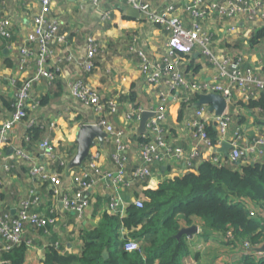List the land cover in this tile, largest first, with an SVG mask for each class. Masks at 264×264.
Segmentation results:
<instances>
[{
    "label": "crops",
    "instance_id": "crops-1",
    "mask_svg": "<svg viewBox=\"0 0 264 264\" xmlns=\"http://www.w3.org/2000/svg\"><path fill=\"white\" fill-rule=\"evenodd\" d=\"M188 2L189 0H150L151 8L156 12H165L174 6L177 9L176 14L190 26L192 17L184 11ZM39 7V0H4L0 8V19L11 17L14 20V37L7 41L0 36V131L3 124L11 120L14 114L15 88H19L24 80L31 79L37 72L35 62L23 73H15V66L20 55L19 50L25 45L32 31V20ZM53 8L61 15V33L67 35V44H53L52 57L48 61V69L61 76V89H55L56 86L52 88L51 82L45 79L33 84L32 97L37 99L39 109L13 128L9 134L10 146L5 148V155L0 164L4 211L15 218L20 203L34 191L42 202L40 212L50 220L44 230L30 225L26 228L24 242L27 245V253L24 264H44L52 248L61 256L80 257L86 234L103 227L106 216H116L108 211L115 195L124 202V217L131 203L134 204L138 199L145 201V198H137L134 193L136 189L142 188V185L128 190L111 181L102 182L91 193L89 207L80 219L64 209L62 199L72 196L77 190L82 171L91 156L99 154L102 171L110 173L114 169L112 155L116 151V145L106 133L103 140H94L95 146L88 158L80 166L76 165L77 136L81 127L99 126L102 120H107L116 128L125 130L126 169L131 172L141 163L139 147L148 130L146 129L144 135L138 136L141 119L130 122L127 116L132 112L156 111L163 103L161 88L149 85L140 69L141 59L135 51L143 50L151 61H160L165 53L164 45L169 38V33L163 26L150 24L142 17L134 23H119L118 26L112 17L111 20H103V12H114L118 8L116 0H102L98 5L90 1L54 0ZM209 16L201 23L211 36L214 50L218 53L228 51L242 55L246 57L245 66L253 65L256 70L264 69V40L255 47L249 44L254 30L263 25L264 20L257 27L239 20L236 22L237 28L230 30L233 22L215 12L210 11ZM89 35H93L100 44L95 59L96 68L92 73L85 72L79 64L86 53L85 46ZM71 55L74 60L70 61ZM182 71L190 82L204 84L212 83L217 75L215 68L198 51L191 56H185ZM12 78L17 82L16 87L11 84ZM76 80H83L97 92L102 110L98 111L94 106L86 107L81 100L73 97L70 83ZM196 98L197 96H194L190 100L191 104H194L192 107L182 100L167 97L164 101L165 121L162 123V130L167 140L175 146L187 151L197 147L201 154L207 149L201 146L190 126L195 110L202 107L197 106L200 98L195 101ZM41 102L43 104H40ZM110 104L115 106L116 113H112ZM225 112L231 116L230 134L240 130L244 146L264 131V112L259 109H249L237 101ZM32 122L44 130V136L30 143L27 135ZM149 122L150 120L146 123V128ZM103 131L105 132L104 129ZM45 139H49L54 153L62 156L65 161V166H60L59 162L51 163L60 173L61 196L53 195L49 183H37L29 172L33 164L47 162L40 150V144ZM16 146L22 147L23 152L32 158V164L18 159L15 150L9 153V150ZM258 162L264 164V157ZM151 171L152 177L146 183L161 184L182 178L189 172L198 173V165L193 171H188L184 168L182 159L174 158L167 163L154 165ZM256 206L260 208L256 218L264 222V209ZM180 226L182 229L192 226L199 228L198 234L192 239L185 237L191 256L197 259V264L244 263L243 254L229 246L219 233L206 227L201 220L196 219L191 225L182 222ZM118 229L121 237L119 242L124 244L125 240L132 239L125 227L121 225ZM105 252L109 258L107 250L103 251V257Z\"/></svg>",
    "mask_w": 264,
    "mask_h": 264
},
{
    "label": "built area",
    "instance_id": "built-area-1",
    "mask_svg": "<svg viewBox=\"0 0 264 264\" xmlns=\"http://www.w3.org/2000/svg\"><path fill=\"white\" fill-rule=\"evenodd\" d=\"M90 1L98 5L102 0H80ZM4 0H0V8ZM54 0H39V10L32 20V31L26 39L25 45L19 50L18 62L15 66V73H23L29 70L32 62H35L37 72L31 79L24 80L22 85L16 87L17 82L12 78L11 84L15 86V112L11 120L3 124L0 131V164L5 155V148L9 145V134L13 128L26 117L28 109L33 112L39 109L38 102H34L32 97L33 84L40 80L51 82L55 72L48 69V61L52 57L53 44H67V35L61 33L62 21L60 12L53 8ZM118 8H131L140 13L142 19L150 24L163 26L169 33L168 41L164 45V55L158 62H153L148 54L143 50H135L141 59V72L152 87L161 88L163 103L156 111L155 116L150 119L147 125L146 142L139 147L141 163L131 172H127L126 162V131L116 128L107 120H102L99 126L105 130L116 145V151L112 155L113 172L102 171L99 165V154L89 158L87 166L83 169L81 179L77 185V190L70 197H64L63 207L67 212L75 214L78 218L84 217L90 203V195L93 190L102 182L111 181L115 185H120L132 190L136 185H144L152 177L151 167L156 164H164L171 159H182L184 168L193 171L199 164L200 150L195 147L189 151L175 146L165 137L162 130V123L165 121L164 101L167 97H174L182 100L186 104H191L194 96H205L215 94L221 96L227 104L226 111L237 101L249 103L258 99L264 93V69L256 70L253 65L245 66L246 57L233 54L228 51L218 53L212 47V39L205 31L201 23L209 18V12H215L219 16L233 22L230 30L237 28L236 22L244 20L251 26H259L264 20V0H189L184 11L192 17L191 25L177 15L174 6L169 7L165 12H156L151 8L150 0H116ZM207 7V8H205ZM105 11L101 14L103 20H111L113 12ZM14 20L11 17L0 19V36L7 41L14 37ZM86 53L80 59V66L87 73H92L95 68V59L100 49V44L93 35H89L86 40ZM199 52L215 68L217 75L212 83L190 82L182 71L185 56H191ZM71 55L70 61L74 60ZM18 81V80H16ZM71 94L75 99L81 100L86 107L94 106L98 111L102 110L100 98L83 80H76L70 83ZM112 113H116V108L110 104ZM141 113H129L127 116L130 122L140 121ZM35 121V120H34ZM214 124V129L218 135L216 145L212 144L207 134L206 126ZM231 116L224 114L217 116L209 111L208 106H202L195 110L190 122L194 136L199 140L212 156L215 164H221L228 159L231 164L259 163L264 157V131L254 140L243 145L242 133L237 130L230 134ZM35 122L31 123V127ZM231 146L229 157L226 158L220 151L223 144ZM16 156L20 160L28 161L32 164V158L23 152L22 147H14ZM43 157L47 160L44 163H35L29 172L37 183H49L55 195L61 196L60 173L51 165L58 163L65 166L62 156L54 153L49 139H45L40 144ZM225 157V158H224ZM197 164V165H196ZM3 182L0 178V195ZM237 200V199H236ZM249 211V214L256 218L260 208L251 201L244 199L237 200ZM143 200H137L134 204L138 208H143ZM41 199L34 191L29 197L20 203L18 215L13 218L6 213L0 196V264L1 255L4 251H9L13 247L24 242L26 228L30 225L36 229H43L48 226L50 220L40 212ZM123 201L115 195L109 204V213L123 218L125 209ZM264 227V222L262 223ZM231 238V233L227 234ZM249 244L244 247L248 251ZM262 247V246H261ZM261 247H257L252 254L256 259L264 257L260 252ZM123 250L129 253L140 252L141 245L133 239L125 240ZM249 253H244V256Z\"/></svg>",
    "mask_w": 264,
    "mask_h": 264
},
{
    "label": "trees",
    "instance_id": "trees-1",
    "mask_svg": "<svg viewBox=\"0 0 264 264\" xmlns=\"http://www.w3.org/2000/svg\"><path fill=\"white\" fill-rule=\"evenodd\" d=\"M112 18L116 26L135 22L125 14L124 8H116ZM261 40H264V24L254 30L249 44L255 47ZM60 80L61 76L55 73L50 86L61 89ZM199 98L197 96L195 101ZM34 102H38L37 99ZM239 104L264 112V93L256 100L249 103L239 101ZM32 113L28 109L24 119ZM40 128L32 126L28 130L30 143L44 136V130ZM206 131L212 144L216 145L218 135L214 124L207 125ZM146 141L142 139V142ZM198 161V173L189 172L182 178L161 184L145 183L142 188L136 189L135 196L145 198L143 208L131 203L126 217L106 216L103 227L86 234L80 257L61 256L52 248L44 264H197L185 239L188 236L178 237L182 229L180 224L191 225L196 219L219 233L229 246L242 253L245 258L243 264H264V257L258 260L256 254H252L257 247H264L263 221L252 217L237 201H251L264 209V164L236 165L228 159L215 164L207 151L200 154ZM51 193L54 195L53 191ZM121 225L129 230L133 240L142 243L140 252L129 253L122 249L118 229ZM228 233H231V238L227 237ZM245 243L250 245L248 251ZM104 250L109 253L107 260L103 257ZM26 253L27 245L23 242L3 252L1 264H24ZM244 253L249 255L244 256Z\"/></svg>",
    "mask_w": 264,
    "mask_h": 264
},
{
    "label": "water",
    "instance_id": "water-1",
    "mask_svg": "<svg viewBox=\"0 0 264 264\" xmlns=\"http://www.w3.org/2000/svg\"><path fill=\"white\" fill-rule=\"evenodd\" d=\"M125 13L127 16L131 17L134 20H140L141 16L138 11H135L131 8H125ZM197 106H208L210 112H214L217 116L224 114L227 108L226 101L219 95L210 94L201 96L199 101L196 103ZM155 116V113L144 112L141 117L140 125L137 130V135L142 136L146 133V123ZM105 132L102 127L97 125H85L80 128L77 136L78 144V154L75 159L77 166H80L90 155L91 149L95 146L94 140L99 138L103 140L105 137ZM231 149L230 144L224 143L221 152L226 158L229 157V150ZM14 149H10L9 153H13ZM240 165V162L236 163ZM199 228L197 226H192L190 228H184L178 233V237L183 235L188 236L189 239H192L194 235L198 234ZM260 252L264 253V247L260 249ZM108 258L107 253H104V259Z\"/></svg>",
    "mask_w": 264,
    "mask_h": 264
}]
</instances>
